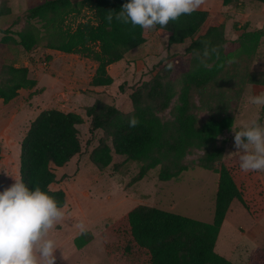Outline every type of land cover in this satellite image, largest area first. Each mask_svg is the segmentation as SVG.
Wrapping results in <instances>:
<instances>
[{
	"label": "trees",
	"instance_id": "obj_1",
	"mask_svg": "<svg viewBox=\"0 0 264 264\" xmlns=\"http://www.w3.org/2000/svg\"><path fill=\"white\" fill-rule=\"evenodd\" d=\"M222 1L226 7L243 0ZM250 1L264 5V0ZM127 2L129 0H83L76 5L72 0L46 1L29 11L30 27L17 34L18 44L26 52L38 46L39 32L32 25L33 21H38L48 35V49L92 60L97 68L90 86L108 88L114 83L108 68L146 43L144 30L139 26L123 24L115 18L109 23L106 19L109 12L115 17ZM84 6L93 13V18L80 22L74 30H65L66 18L79 13ZM0 13L10 14L11 8L4 7ZM210 20L208 11L197 10L182 15L166 27L157 25L155 28L163 32L169 46L191 41L185 54L192 57L194 67L183 77L184 88L173 120L165 121L159 115L170 108L176 96L174 85L165 82L160 75L137 86L130 96L133 105L130 113H123L101 101L86 110L91 119L90 132L103 133V138L90 153V161L98 169L108 168L117 155L142 163L135 182L159 166H162L159 180L168 182L190 170L182 164L188 154L204 150L200 168L218 176L211 223L156 207L136 206L103 233L102 243L109 264H235L216 252L231 204L238 200L253 220L264 218V183L259 172L242 171L239 156L227 158L224 149L216 145L218 138L234 127L235 115L216 107V115L202 122L191 104L193 89L203 90L209 84H219L226 74V67L235 63L237 54L255 53L264 31L248 32L243 28L239 41H229L225 36V24ZM2 33L9 34L7 31ZM10 40L9 36L4 38L5 43ZM37 83L30 77L28 67L4 65L0 73V102L10 103L20 91L32 90ZM132 116L139 121L136 127H129ZM84 123V118L77 113L44 110L32 121L21 142L19 179L30 188L38 185L62 207L67 203L66 193L52 190L51 186L58 181L56 170L81 154L79 127ZM91 240V233L85 231L75 239V245L82 249ZM245 264H264V243Z\"/></svg>",
	"mask_w": 264,
	"mask_h": 264
},
{
	"label": "rangeland",
	"instance_id": "obj_2",
	"mask_svg": "<svg viewBox=\"0 0 264 264\" xmlns=\"http://www.w3.org/2000/svg\"><path fill=\"white\" fill-rule=\"evenodd\" d=\"M46 1L50 0H0V12L4 7L11 8L10 14L0 13V73L4 65L28 67L30 77L38 82L34 89L20 91L10 103L0 102V191L11 186L14 178L19 179L21 142L32 121L44 110L57 109L80 114L85 123L79 127L81 154L56 170L58 181L51 186L52 190H63L67 200L64 219L50 233L58 247L56 264H109L102 243L103 233L114 221L139 205L211 223L218 176L200 168L204 150L188 154L182 164L189 166L190 170L168 182L159 180L162 166L135 182L142 163L115 155L113 163L100 170L90 161V153L103 138L102 132H90L91 119L86 114L87 108L97 101L130 113L133 111L130 96L137 86L160 75L165 82L174 85L176 96L170 108L159 115L165 121L174 119L184 88L183 77L194 67L192 57L185 54L190 40L182 49L174 46L177 48L171 50L157 37L151 47L132 50L110 69L114 76L112 86L95 89L90 86L95 62L48 49V35L42 23L32 22L39 32V44L33 51L26 52L18 44L17 34L30 27L27 21L29 11ZM72 1L77 5L83 0ZM261 6L255 1L243 0L234 6H223L220 18L212 16L211 20L225 21L227 40L239 41L243 28L248 32L264 31V9H257ZM92 18L93 13L84 6L79 13L66 18L64 28L74 30L80 22ZM6 31L8 35L2 33ZM159 32L161 38L164 37L163 32ZM6 36L11 38L8 43L4 42ZM169 64L172 67L167 69ZM261 91H264V36L254 54H237L235 63L226 67V74L219 84H209L203 90L193 89L191 104L200 121L215 116L216 107L226 109L236 117L234 127L217 140L216 145L224 149L225 157L240 155L234 153L237 151L234 131H239L242 123L255 121L264 125V107L257 109L248 102L250 96ZM258 172L264 183V171ZM232 212L221 229L216 252L229 257L235 264H245L248 256L264 243V219L253 220L238 200L233 202ZM81 223L85 225V231L91 233L92 240L77 249L75 239L85 232L78 227ZM260 233L262 235L257 238Z\"/></svg>",
	"mask_w": 264,
	"mask_h": 264
},
{
	"label": "clouds",
	"instance_id": "obj_3",
	"mask_svg": "<svg viewBox=\"0 0 264 264\" xmlns=\"http://www.w3.org/2000/svg\"><path fill=\"white\" fill-rule=\"evenodd\" d=\"M204 3L205 0H129L115 17L109 12L106 19L111 23L115 18L147 31L157 25L166 27ZM248 102L257 109L264 107V91L250 96ZM128 123L136 127L139 121L132 116ZM234 147V153L240 154L242 171H264V125L255 121L242 123L240 130L234 131ZM65 208L38 185L30 188L22 179L14 178L11 186L0 191V264H56L58 247L50 233L64 219ZM78 227L86 230L83 223Z\"/></svg>",
	"mask_w": 264,
	"mask_h": 264
},
{
	"label": "crops",
	"instance_id": "obj_4",
	"mask_svg": "<svg viewBox=\"0 0 264 264\" xmlns=\"http://www.w3.org/2000/svg\"><path fill=\"white\" fill-rule=\"evenodd\" d=\"M263 5V4H262ZM257 9H264V5L263 6H261V7H259V8H257ZM199 11H208L210 14H211V18H212V16H219V18H220V16L222 15L221 13H222V11H223V1L222 0H205V3L201 6V8L200 9H198ZM222 20V19H221ZM221 22H225V21H221ZM147 33H148V35H147ZM144 36H145V38H146V43L143 45L144 47H147V46H149V47H151L153 44H155V40H157V37H158V40H159V42L162 44V43H166L167 44V46L171 49V50H173V49H176L177 47H180V49H182V47H185L184 45H186V43H187V41L184 43V44H181V45H174V46H177V47H174V46H169L168 45V43H167V39L165 38V37H162L161 38V35H160V32H159V30H147V31H145L144 30ZM190 43H191V41H190ZM190 45V44H189ZM188 45V46H189ZM187 46V47H188ZM142 47V46H141ZM131 52V51H130ZM126 58V57H125ZM94 65L95 66H93L94 67V69H95V71H96V68H97V64L96 63H94ZM116 65H118V63H116V64H114V65H111L109 68H108V71H109V74L111 75V76H113L112 74H111V71H110V69H112V68H114V67H116ZM95 74H93V76H94ZM114 77V76H113ZM92 80V79H91ZM75 158V157H74ZM73 158V159H74ZM72 159V160H73ZM234 202V201H233ZM232 209H233V203L231 204V207H230V209H229V211H228V214H227V217H226V220H225V222L227 221V219H228V216L229 215H233V212H232ZM264 219V218H263ZM262 219V220H263ZM261 220V221H262ZM224 222V223H225ZM224 225V224H223ZM262 233V232H261ZM259 234L258 236H257V238H260V236L262 235V234ZM255 239V238H254ZM254 239H253V241H254ZM262 241V240H261ZM260 241V242H261ZM257 242H258V240H257ZM259 243V242H258ZM257 243V244H258ZM260 244V243H259ZM217 245H218V243H217ZM217 245H216V247H217ZM254 245H255V243H254ZM217 250V249H216ZM250 256V255H249ZM249 256H248V258H249ZM226 258V257H225ZM228 260H229V257L227 258ZM235 260H237V259H235ZM247 260V259H246ZM237 262V261H236Z\"/></svg>",
	"mask_w": 264,
	"mask_h": 264
},
{
	"label": "built area",
	"instance_id": "obj_5",
	"mask_svg": "<svg viewBox=\"0 0 264 264\" xmlns=\"http://www.w3.org/2000/svg\"><path fill=\"white\" fill-rule=\"evenodd\" d=\"M46 64V63H45Z\"/></svg>",
	"mask_w": 264,
	"mask_h": 264
},
{
	"label": "water",
	"instance_id": "obj_6",
	"mask_svg": "<svg viewBox=\"0 0 264 264\" xmlns=\"http://www.w3.org/2000/svg\"><path fill=\"white\" fill-rule=\"evenodd\" d=\"M219 164V163H218Z\"/></svg>",
	"mask_w": 264,
	"mask_h": 264
}]
</instances>
